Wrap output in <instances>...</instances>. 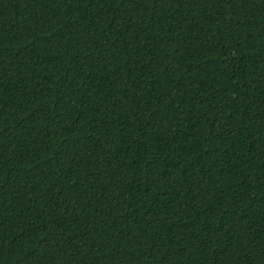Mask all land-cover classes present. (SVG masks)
<instances>
[{
	"label": "trees",
	"instance_id": "obj_1",
	"mask_svg": "<svg viewBox=\"0 0 264 264\" xmlns=\"http://www.w3.org/2000/svg\"><path fill=\"white\" fill-rule=\"evenodd\" d=\"M0 264H264V0H0Z\"/></svg>",
	"mask_w": 264,
	"mask_h": 264
}]
</instances>
